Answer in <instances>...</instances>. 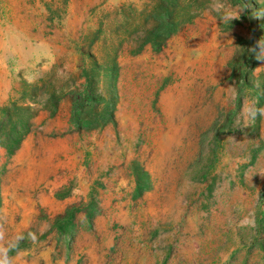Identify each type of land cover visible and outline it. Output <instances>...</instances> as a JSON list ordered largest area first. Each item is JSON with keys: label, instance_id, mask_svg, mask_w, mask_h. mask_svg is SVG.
<instances>
[{"label": "rangeland", "instance_id": "374dc122", "mask_svg": "<svg viewBox=\"0 0 264 264\" xmlns=\"http://www.w3.org/2000/svg\"><path fill=\"white\" fill-rule=\"evenodd\" d=\"M221 2L0 0L47 49L0 65L13 264H264V0Z\"/></svg>", "mask_w": 264, "mask_h": 264}, {"label": "clouds", "instance_id": "9594fccd", "mask_svg": "<svg viewBox=\"0 0 264 264\" xmlns=\"http://www.w3.org/2000/svg\"><path fill=\"white\" fill-rule=\"evenodd\" d=\"M211 9L217 13L224 23L232 22L239 16L221 0H212ZM47 49L41 41L29 36L23 29L8 25L0 28V65H7L14 73H23L24 78L32 82L39 75L36 65L39 57L45 56ZM256 59L264 61V37H261L248 49ZM264 68V65L256 70ZM235 98V97H234ZM241 116L245 124L255 121L257 118L264 119V106H258L257 102H246L241 108ZM33 233H28L27 238H33ZM26 239L23 233H17L11 238H6L4 223H0V264H13L10 253L18 248L19 243Z\"/></svg>", "mask_w": 264, "mask_h": 264}, {"label": "trees", "instance_id": "16d2710c", "mask_svg": "<svg viewBox=\"0 0 264 264\" xmlns=\"http://www.w3.org/2000/svg\"><path fill=\"white\" fill-rule=\"evenodd\" d=\"M158 47H159V46H158ZM85 91H86L87 94L90 95L89 89H86ZM74 115H75V122L78 123V122H79V120H78V116H77V118H76V115H77V109L75 110Z\"/></svg>", "mask_w": 264, "mask_h": 264}]
</instances>
